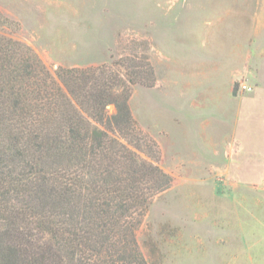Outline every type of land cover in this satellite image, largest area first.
I'll use <instances>...</instances> for the list:
<instances>
[{"label":"rangeland","instance_id":"1","mask_svg":"<svg viewBox=\"0 0 264 264\" xmlns=\"http://www.w3.org/2000/svg\"><path fill=\"white\" fill-rule=\"evenodd\" d=\"M0 10L52 73L149 58L155 89L135 86L129 107L144 117L170 97L155 130L136 123L173 183L137 231L148 264H264V0H0Z\"/></svg>","mask_w":264,"mask_h":264},{"label":"trees","instance_id":"2","mask_svg":"<svg viewBox=\"0 0 264 264\" xmlns=\"http://www.w3.org/2000/svg\"><path fill=\"white\" fill-rule=\"evenodd\" d=\"M19 29L0 10V264H148L137 231L173 183L129 107L149 58L52 73Z\"/></svg>","mask_w":264,"mask_h":264},{"label":"crops","instance_id":"3","mask_svg":"<svg viewBox=\"0 0 264 264\" xmlns=\"http://www.w3.org/2000/svg\"><path fill=\"white\" fill-rule=\"evenodd\" d=\"M153 89H155V88H153ZM152 88H148V90H153ZM132 95V94H131ZM168 98H170L168 95L166 96H164V95H162V96H159L158 97V99L156 100V102H154L153 101V99H152V103L149 105V104H146V106H145V111H146V113H145V116L143 117V111L141 110L140 111V115L139 116H137V118L136 117H134V106L131 104L130 105V111H131V115H132V117H133V119L135 120V121H137L138 122V120L139 121H141V119L142 118H144L143 120L145 121V123L147 124V126H151L152 128H154V124H155V122L157 121L159 124H160V122L159 121H161L160 120V118H158V117H164V114L162 113V111H164L165 110V107L166 106H170V104H169V101L167 100ZM155 100V99H154ZM131 101H132V96H131ZM171 102V101H170ZM214 103H215V105L217 104V98L215 97V99H214V101H213ZM148 108L150 109V110H148ZM152 108V109H151ZM170 108V107H169ZM153 109H155L156 110V112H158V113H160L161 115L160 116H157V115H155V113H154V111H153ZM135 112H137V110L135 111ZM157 113V114H158ZM151 114V117H153L154 119H157L158 118V120H155L154 121V123L152 124V123H149V122H147L146 121V119H147V116H149ZM142 116V117H141ZM139 123V122H138ZM204 125H206V124H203V125H201V126H204ZM154 130H155V128H154ZM156 131H158V130H156ZM158 132H160V130L158 131ZM162 132H166V131H164L162 128H161V133ZM166 134H168L167 132H166ZM169 135V134H168ZM169 141V140H168ZM170 143V142H169ZM183 149H186V148H183ZM197 151V150H196Z\"/></svg>","mask_w":264,"mask_h":264},{"label":"built area","instance_id":"4","mask_svg":"<svg viewBox=\"0 0 264 264\" xmlns=\"http://www.w3.org/2000/svg\"><path fill=\"white\" fill-rule=\"evenodd\" d=\"M239 89L245 92H250L252 90L251 86H249L248 84H244V83L239 86Z\"/></svg>","mask_w":264,"mask_h":264}]
</instances>
